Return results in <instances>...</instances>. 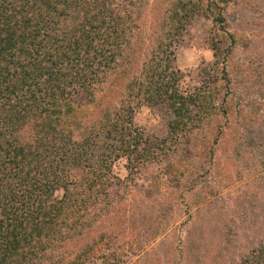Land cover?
Segmentation results:
<instances>
[{"label": "trees", "instance_id": "obj_1", "mask_svg": "<svg viewBox=\"0 0 264 264\" xmlns=\"http://www.w3.org/2000/svg\"><path fill=\"white\" fill-rule=\"evenodd\" d=\"M106 3L0 0V264H77L103 244L102 231L117 234L110 226L114 203L105 201L106 207L102 201L103 208L96 202L106 199L99 172L105 160L86 158V135L73 129L77 119L89 124L102 144L109 140L105 150L122 155L133 170L153 159L158 146L144 144L126 127L116 129L119 107L130 111L136 98L149 107L162 105L171 115L167 139L192 123L191 107L206 106L207 95L176 86L180 74L170 70L171 52L158 40L168 31L162 32L163 20L173 34L175 24L180 29L191 16L190 4L174 0L152 8L156 28L145 36L129 17L105 18ZM216 21L222 22L219 14ZM156 56L155 66L146 65ZM79 72L86 73L82 79L89 75L87 87L101 95L88 121L71 99H62L68 96L66 79ZM103 150L96 148L93 157ZM58 191L60 197L51 200ZM62 227L78 232L64 234ZM252 255L242 264H264L263 250Z\"/></svg>", "mask_w": 264, "mask_h": 264}, {"label": "rangeland", "instance_id": "obj_2", "mask_svg": "<svg viewBox=\"0 0 264 264\" xmlns=\"http://www.w3.org/2000/svg\"><path fill=\"white\" fill-rule=\"evenodd\" d=\"M106 1L105 18L129 17L147 36L156 28L151 9L174 0ZM183 1L191 16L180 29L175 24L174 35L163 20L162 32L168 31L158 40L171 52L170 70L180 74L176 86L207 95L206 106L191 107L192 123L166 139L171 115L162 105L127 98L128 111L113 102L119 107L116 129L126 127L144 144L158 146L153 159L133 170L122 155L105 150L109 140L102 144L89 124L77 119V126L68 125L86 135L88 160H105L99 172L106 199L96 202H113L116 209L110 226L117 234L102 231L103 244L77 264H242L264 251V0ZM156 60L146 65L152 68ZM82 73L66 79L62 99H71L88 121L101 95L87 87L89 75L82 79ZM96 148L105 150L97 159Z\"/></svg>", "mask_w": 264, "mask_h": 264}]
</instances>
